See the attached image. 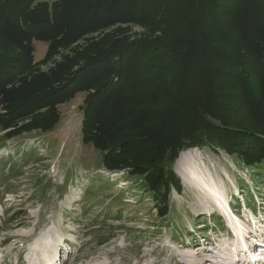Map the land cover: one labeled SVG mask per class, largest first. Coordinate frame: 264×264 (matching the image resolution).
Instances as JSON below:
<instances>
[{
    "label": "trees",
    "instance_id": "1",
    "mask_svg": "<svg viewBox=\"0 0 264 264\" xmlns=\"http://www.w3.org/2000/svg\"><path fill=\"white\" fill-rule=\"evenodd\" d=\"M115 23L160 34L86 36ZM33 40L46 42L38 60ZM79 92L82 143L106 170L139 178L164 220L180 151L222 149L245 167L264 160V0H0L4 136L52 129Z\"/></svg>",
    "mask_w": 264,
    "mask_h": 264
},
{
    "label": "rangeland",
    "instance_id": "2",
    "mask_svg": "<svg viewBox=\"0 0 264 264\" xmlns=\"http://www.w3.org/2000/svg\"><path fill=\"white\" fill-rule=\"evenodd\" d=\"M149 26L115 23L86 36L98 39L109 32L111 39L150 40L160 32L152 34ZM80 39L71 46L83 44L85 38ZM33 46L35 60L42 58L46 42L33 40ZM61 51L72 55L68 47ZM58 54L40 69L47 71L61 62ZM165 90L162 88L159 95L163 96ZM84 95L79 92L59 105L60 119L48 131L33 130L9 138L0 128V261L36 264L48 249L60 250L59 243L66 247L68 239L76 242L79 253L67 264H186L188 260L192 264H214L210 259L216 251L223 257L222 264H239V254L230 259L224 255L233 249L237 252L239 241L247 251L255 250L245 241L249 230L246 220L228 216L237 236L230 237L226 231L218 232L221 221L202 213L215 207L205 195V185L214 183L225 199L230 191L228 178L242 189L250 207L264 210V160L245 167L222 149L209 155L206 146L184 149L180 164L186 165L188 183L181 178L182 184L175 172L180 151L170 164L180 188L170 190V212L160 220L155 216L154 200L142 189L139 178L124 170H106L100 152L82 143ZM157 98L168 101L166 96ZM164 124V120L156 124V137ZM223 175L228 176L223 180ZM232 200L236 206V200ZM247 209H239L243 218L249 217ZM196 235L211 239V250L193 245ZM189 252L190 259L186 256ZM65 257L64 253L63 262Z\"/></svg>",
    "mask_w": 264,
    "mask_h": 264
},
{
    "label": "bare ground",
    "instance_id": "3",
    "mask_svg": "<svg viewBox=\"0 0 264 264\" xmlns=\"http://www.w3.org/2000/svg\"><path fill=\"white\" fill-rule=\"evenodd\" d=\"M183 155H184V152L183 151H181L180 152V154H179V156H178V159H177V162L175 163V172L179 175V176H181V178L183 179V181H186V173H185V170H184V168L186 167V165L185 164H183V165H181L180 164V160H181V158L183 157ZM187 182V181H186ZM188 183V182H187ZM205 190H206V197L207 198H209V199H211V200H213L214 201V203H215V205H217L218 207H219V209H221V211H224L225 212V210H224V207H225V205H226V201H225V199H224V197L222 196V194H221V191H220V189H216L215 188V185H214V183H210V184H206L205 185ZM228 212H226L225 214H227ZM254 230H257V232L259 231V228L258 227H256ZM233 231V230H232ZM234 233V232H233ZM234 235L236 236V234L234 233ZM237 237V236H236ZM238 240V239H237ZM239 244H241L240 243V241H239ZM244 247V246H243ZM245 250H246V248H245ZM234 253L236 252L234 249L232 250ZM247 251V250H246ZM237 253H235L233 256H235ZM187 256V258H191V254H190V252L186 255ZM232 257V256H231ZM230 257V258H231ZM261 257H263L264 258V256H263V254L261 255ZM229 258V259H230ZM238 258H239V256H238ZM223 263V262H222ZM186 264H192L189 260L188 261H186ZM244 264V263H243Z\"/></svg>",
    "mask_w": 264,
    "mask_h": 264
}]
</instances>
